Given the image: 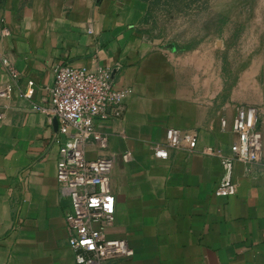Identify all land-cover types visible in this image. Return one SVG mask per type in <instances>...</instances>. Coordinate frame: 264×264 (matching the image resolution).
Here are the masks:
<instances>
[{
    "label": "crops",
    "instance_id": "crops-1",
    "mask_svg": "<svg viewBox=\"0 0 264 264\" xmlns=\"http://www.w3.org/2000/svg\"><path fill=\"white\" fill-rule=\"evenodd\" d=\"M148 10L144 0H0V26L12 30L0 44V83L13 80L2 58L20 76L13 97L0 99V264H76L66 230L71 202L57 181L65 136L57 117L34 108L49 105L60 64L108 67L117 87L132 89L120 117L96 119L108 147H88L90 158H115L109 235L135 252L105 264H264V161H235L237 192L215 193L239 107L258 109L264 144V95L259 103L241 98L221 75L218 44H171ZM30 80L33 94L20 96ZM243 87L250 90L249 78ZM170 128L197 130V148L158 157ZM208 147L220 154H205Z\"/></svg>",
    "mask_w": 264,
    "mask_h": 264
},
{
    "label": "built area",
    "instance_id": "built-area-1",
    "mask_svg": "<svg viewBox=\"0 0 264 264\" xmlns=\"http://www.w3.org/2000/svg\"><path fill=\"white\" fill-rule=\"evenodd\" d=\"M92 33V29H89ZM12 36L9 26H0V44ZM3 65L11 73L12 82L0 83V99L10 100L17 90L19 72L14 63L2 58ZM30 89L19 92L30 97L35 82L29 81ZM47 107L34 108L57 117L61 122L60 132L65 136L60 146L57 181L63 197L71 202L66 215L68 243L75 254L76 264H105L116 258H129L134 249L127 239L111 238L110 230L116 222V196L112 187L115 165L113 156L90 158L88 147L93 144L100 149L109 145V137L97 129L96 119L120 117L124 103L132 93L130 87H117L108 67L94 71L60 64L54 68V82L47 87ZM4 113L0 110V120ZM259 112L254 106H241L233 122L236 140L232 153L223 159V176L215 193L230 196L237 192L232 179L235 161L260 163L264 161L263 135L258 128ZM224 128L227 121L222 120ZM198 132L195 129L170 128L165 146L155 149L158 157H168V148L195 150ZM208 155H219L220 151L208 147ZM125 161L133 159L130 151L123 155Z\"/></svg>",
    "mask_w": 264,
    "mask_h": 264
},
{
    "label": "rangeland",
    "instance_id": "rangeland-1",
    "mask_svg": "<svg viewBox=\"0 0 264 264\" xmlns=\"http://www.w3.org/2000/svg\"><path fill=\"white\" fill-rule=\"evenodd\" d=\"M156 28L171 44H218L221 75L253 103L264 95V0H156ZM172 8L173 12L168 13ZM249 78L250 92L243 87ZM257 106V105H256Z\"/></svg>",
    "mask_w": 264,
    "mask_h": 264
},
{
    "label": "trees",
    "instance_id": "trees-1",
    "mask_svg": "<svg viewBox=\"0 0 264 264\" xmlns=\"http://www.w3.org/2000/svg\"><path fill=\"white\" fill-rule=\"evenodd\" d=\"M144 1L149 2V10H148L149 18L153 19L154 21H157L159 15L157 13L156 5H155L156 0H144ZM171 12H173V9L169 8L168 13Z\"/></svg>",
    "mask_w": 264,
    "mask_h": 264
}]
</instances>
